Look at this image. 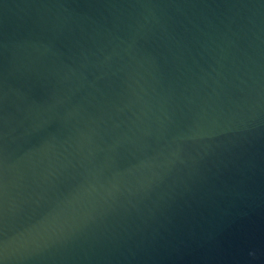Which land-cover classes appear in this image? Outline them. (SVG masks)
<instances>
[{
  "label": "water",
  "instance_id": "obj_1",
  "mask_svg": "<svg viewBox=\"0 0 264 264\" xmlns=\"http://www.w3.org/2000/svg\"><path fill=\"white\" fill-rule=\"evenodd\" d=\"M0 264H264V0H0Z\"/></svg>",
  "mask_w": 264,
  "mask_h": 264
}]
</instances>
